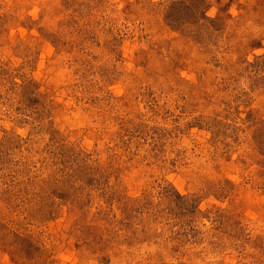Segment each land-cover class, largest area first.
Listing matches in <instances>:
<instances>
[{
    "label": "rangeland",
    "instance_id": "1",
    "mask_svg": "<svg viewBox=\"0 0 264 264\" xmlns=\"http://www.w3.org/2000/svg\"><path fill=\"white\" fill-rule=\"evenodd\" d=\"M177 1L0 0V264H264V0Z\"/></svg>",
    "mask_w": 264,
    "mask_h": 264
},
{
    "label": "trees",
    "instance_id": "2",
    "mask_svg": "<svg viewBox=\"0 0 264 264\" xmlns=\"http://www.w3.org/2000/svg\"><path fill=\"white\" fill-rule=\"evenodd\" d=\"M204 2V1H203ZM177 5H178V7H179V10H178V12H176V19H179V20H181V21H184L183 20V18L181 17V16H183V17H185V12H183L184 11V5L186 4L183 0H179V1H177V3H176ZM199 7H200V4H199ZM201 8H202V10H201V12L199 11V14H200V16H199V18L200 19H203L204 21H210V19H209V17H207L206 16V14H205V11H204V8L202 7V3H201ZM176 9V8H175ZM174 9V10H175ZM182 10V12L183 13H181V12H179V11H181ZM196 10H198V9H195L194 10V6H193V8H192V10L190 9V16H195V17H198V15L196 14ZM173 12L174 11H170V12H168V15H169V18H170V21H171V19L173 18ZM178 15V16H177ZM173 20V19H172Z\"/></svg>",
    "mask_w": 264,
    "mask_h": 264
}]
</instances>
